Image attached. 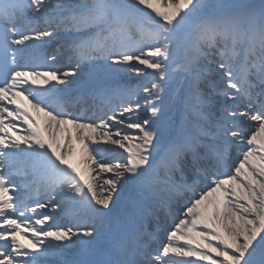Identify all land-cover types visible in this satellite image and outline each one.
Here are the masks:
<instances>
[{"label":"snow or ice","instance_id":"6c2138e0","mask_svg":"<svg viewBox=\"0 0 264 264\" xmlns=\"http://www.w3.org/2000/svg\"><path fill=\"white\" fill-rule=\"evenodd\" d=\"M53 40L70 41L74 67L42 55ZM209 50L222 75L205 93L215 69L200 61ZM127 72L146 79L121 87ZM82 73L106 78L93 96L118 89L119 113L97 122L67 110L82 99L69 87ZM179 73L184 118L157 150L163 93ZM19 119L25 135L14 134ZM106 145L127 156L111 162ZM262 177L264 0H0V264H264ZM188 192L167 242L154 249L148 218ZM44 209L61 210L70 226H50Z\"/></svg>","mask_w":264,"mask_h":264},{"label":"bare ground","instance_id":"6f19581e","mask_svg":"<svg viewBox=\"0 0 264 264\" xmlns=\"http://www.w3.org/2000/svg\"><path fill=\"white\" fill-rule=\"evenodd\" d=\"M44 26L48 27L47 25H44ZM58 41L59 40H53L49 44L50 45H53V44L56 45V42H58ZM74 61L75 60H72L70 64L74 65L75 64ZM200 63H201V61H200ZM207 63L204 62V64H201V65H205ZM62 66L66 67V64H64ZM209 66H210V68H216L215 65L213 67H211V65H209ZM149 71H151V70H149ZM120 75L125 77V80L123 82H119L121 87H136L138 83H140L141 81L145 80V79L141 80L142 76H137L135 73H132V72L121 73ZM208 76H211V74H209ZM103 78L104 77H102V76H96L95 79H92V78L89 77L88 74L82 73V75L80 77L74 78L75 82L72 85L69 86L71 88V90L75 89L74 92H72V94L74 96H80L81 97L83 94L80 93V92L86 91V90H87L86 92L89 91V95L90 96H88V95L86 96V94H85V97L91 99V101L93 102V103L90 104V106H88L90 111L87 113V115H89L90 118L95 116V112H97V109H98V112L101 113L103 108L107 107L111 102L113 103V101L115 99L121 97L118 94V89H116V87L114 85L108 90L107 94L105 96H103V97L91 95V93L99 85L105 84V81L101 80ZM184 78H185V74L184 73L174 74L172 79L166 85L165 93H163L165 109H164V113H163V116H162V120L165 123V127L163 128V130L165 129V131H167V132L163 133V135L162 134L160 135V139H159V142L157 144V150H158V146H159V149H160L163 145H165L166 141L169 140V138L173 135V131H171L170 129L173 126L175 127V124L177 123L178 118H179V110L181 108L180 105H181V102L183 100L181 87H182V89L184 88V83H182ZM80 87H83V89L78 91L77 88H80ZM201 87L205 91V93H209L210 92L209 87L207 86V84L204 83V84L201 85ZM179 90H180V92H179ZM140 95L143 96V93L141 92ZM85 97L83 96V99ZM212 97H216V96L213 95V96H211V98ZM216 98L221 99L220 97H216ZM116 103H118V101ZM133 103H135V100H133ZM80 104H81V101H80ZM119 104H121L120 101H119ZM141 104L143 105V101L142 100H141ZM81 105H84V103H82ZM99 105H101V107H99ZM112 105H114V103ZM96 107H97V109H96ZM137 115L140 117L141 121L144 118H147V113L145 111H140L139 113H137ZM36 116L41 121L40 115L38 113H37ZM8 119L11 120V117H9ZM133 119H136V117L134 116ZM22 121L23 120H21V119L12 121V123L15 124L16 126H18L20 128L19 130H21V132H15L14 133L15 135H25L26 134V132L24 130L27 129L28 126L26 124H22ZM115 128H119L122 132H125V133L137 134V130L127 129L126 127H121V126H118V125L114 126L113 130H115ZM164 134H165V136H164ZM58 135H59V133H58ZM106 147L110 148V149H114V151L105 154L106 159H109L113 163L116 162V159H119V160L123 161L124 158L127 156V153H124L122 149H119L116 146L106 145ZM240 147H244L242 150H244V149L246 150V147H247L246 146V142L241 143ZM242 150L241 151H236L235 153H233L232 159L229 161L230 164H236V163L239 162L237 157L239 156L240 158H242V155H241ZM103 175L105 177H110L111 173H106V174H103ZM262 179H264V177H262ZM16 182L18 183L17 180H16ZM38 198L46 199L47 197L43 194V192H41L40 196ZM120 206H123V204L119 205L116 209H114V213H113L114 215L118 216V215L121 214L120 211H121L122 207H120ZM118 209H119V211H118ZM62 213L63 212L61 210H57L55 212H53V211H51L49 209L45 210V214L46 215H49V216L53 217L52 221L57 219V216H59ZM51 222H49V224ZM160 224H164V222H161ZM60 225H62V226H64V225L70 226L69 225V221L65 217L61 218ZM162 233H163V235H161V237L157 241V245H154V247H153L154 249L159 244L167 242L166 230H165V232H164V230H161V234ZM72 250L75 251V249H72ZM73 253L74 252H72V253L68 252V256L66 258L71 259ZM210 255H214V254L210 253ZM192 259L195 260V258H192ZM217 259H222V258H217Z\"/></svg>","mask_w":264,"mask_h":264},{"label":"rangeland","instance_id":"374dc122","mask_svg":"<svg viewBox=\"0 0 264 264\" xmlns=\"http://www.w3.org/2000/svg\"><path fill=\"white\" fill-rule=\"evenodd\" d=\"M119 105L120 104H117L116 106L111 107V110L109 111V113L112 112V114H113V111L116 112V113H119V111H120ZM108 115H111V114H107L106 116L102 117V119H107ZM98 122H99V120H98ZM118 126L125 127L123 125H118ZM244 150H242V151H244ZM178 244H183V241H179ZM176 259H179V258H176ZM196 264H209V262L208 261H197Z\"/></svg>","mask_w":264,"mask_h":264}]
</instances>
